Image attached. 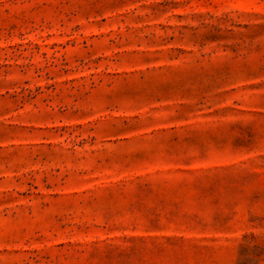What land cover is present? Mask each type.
<instances>
[{"label": "rangeland", "instance_id": "1", "mask_svg": "<svg viewBox=\"0 0 264 264\" xmlns=\"http://www.w3.org/2000/svg\"><path fill=\"white\" fill-rule=\"evenodd\" d=\"M0 264H264V0H0Z\"/></svg>", "mask_w": 264, "mask_h": 264}]
</instances>
